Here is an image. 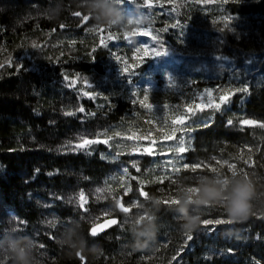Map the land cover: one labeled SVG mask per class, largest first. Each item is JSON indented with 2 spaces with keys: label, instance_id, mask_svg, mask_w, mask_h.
<instances>
[{
  "label": "trees",
  "instance_id": "trees-1",
  "mask_svg": "<svg viewBox=\"0 0 264 264\" xmlns=\"http://www.w3.org/2000/svg\"><path fill=\"white\" fill-rule=\"evenodd\" d=\"M57 3L62 11L50 17ZM78 5L0 0V237L6 227L31 236L45 264H154L161 256L165 264H264V0H122L127 13L146 17L126 27H97ZM97 120L135 143L104 146ZM83 136L90 142L68 152L69 139ZM233 171L253 184L248 216L184 232L171 202L178 189ZM28 192L40 198L36 210ZM10 207L18 222L6 216ZM149 209L155 242L133 250L129 221ZM199 215L226 221L216 203ZM110 217L117 224L91 234ZM71 221L100 252L78 256L58 245Z\"/></svg>",
  "mask_w": 264,
  "mask_h": 264
},
{
  "label": "clouds",
  "instance_id": "clouds-1",
  "mask_svg": "<svg viewBox=\"0 0 264 264\" xmlns=\"http://www.w3.org/2000/svg\"><path fill=\"white\" fill-rule=\"evenodd\" d=\"M122 0H79V7L83 8L97 27L141 25L146 22V17L138 12L127 13L121 6ZM62 5L57 3L47 10L50 17L59 16ZM189 189H195L190 192ZM193 193H198L195 198ZM254 188L251 180L238 174L231 177L201 176L196 181V186H181L178 189L176 200L184 232L196 230L201 221L199 207L209 203H216L223 207L227 223H236L245 219L251 210V200ZM160 204L157 197L151 198V209ZM151 209L145 211L140 217L129 221L132 237L128 247L133 250H147L155 242L156 225L155 216ZM60 247H66L76 255L84 252L98 253L101 251L98 244H88L78 221L69 222L57 238ZM37 242L27 235H17L14 228L4 230L0 237V264H45V254L37 251Z\"/></svg>",
  "mask_w": 264,
  "mask_h": 264
},
{
  "label": "bare ground",
  "instance_id": "bare-ground-1",
  "mask_svg": "<svg viewBox=\"0 0 264 264\" xmlns=\"http://www.w3.org/2000/svg\"><path fill=\"white\" fill-rule=\"evenodd\" d=\"M139 47L142 49V50H145L146 49V45L144 44V43H140L139 44ZM108 61L110 62V63H112V64H116L117 62H118V59H116V57H109L108 58ZM212 62H214V64L215 63H217V61L216 60H212ZM122 71H126V70H122ZM87 106L88 107H90V108H92L93 107V103H89V104H87ZM98 122V126H96V128L98 129V130H103V134L104 135H107L106 137L104 136V138H103V140H102V142H101V144H103L104 146H108V147H112V148H115V149H117V148H121V149H123V148H129V147H132V145L135 143L134 141H127L126 142V140L125 139H121V138H119V135L115 132V131H109L108 129H104L103 128V126H101V122L99 121V120H97ZM179 122V121H178ZM90 133H96V132H90ZM87 133H84L83 135H86ZM64 135H65V138H69L70 136H72L68 131L67 132H65L64 133ZM74 137H77V136H75V135H73ZM30 136H28V138H29ZM91 137V136H90ZM86 138H88V137H86V136H83V137H81V138H76V139H69V141H68V144H66V147H68V148H74V150H72V149H69V151L68 152H70V151H75V150H78V149H80L81 147H83L84 146V140L86 139ZM94 138H96V137H94ZM35 139H33V141H34ZM79 145V146H78ZM124 150V149H123ZM104 176V175H103ZM25 198L26 199H30L31 201V205H30V208H31V206H32V208L34 209V210H36V208L38 207V204H41L40 203V198L39 197H35V195L34 194H32V193H26L25 195ZM39 201V202H38ZM121 203V202H120ZM123 204V203H122ZM123 206H124V204H123ZM125 207V206H124ZM125 208H127L128 209V207H125ZM33 209H30L32 212H34L33 211ZM12 210H15V209H13V208H7V209H5V212H6V216L7 217H9V215L12 217V220L13 221H15V222H18L19 220H18V216L16 215V213H14V211H12ZM129 212V209H128V211L127 212H123V213H128ZM201 221H204V220H201ZM98 224V223H97ZM201 225H205V224H203V223H200ZM95 226H93L92 228H91V230L94 228ZM8 227H6L5 229H2V231H3V233H4V230H6ZM91 234H92V232H91ZM93 235V234H92ZM153 258H155V255H153L152 254V258L151 259H153ZM165 261H167V257L166 256H161V257H158L157 259H156V261L154 262V264H165Z\"/></svg>",
  "mask_w": 264,
  "mask_h": 264
},
{
  "label": "snow or ice",
  "instance_id": "snow-or-ice-1",
  "mask_svg": "<svg viewBox=\"0 0 264 264\" xmlns=\"http://www.w3.org/2000/svg\"><path fill=\"white\" fill-rule=\"evenodd\" d=\"M75 15H80L79 13H75ZM83 109H81V111H82ZM72 113L71 112H68V113H66V115H71ZM244 124H246V125H251V124H253L254 122L253 121H251V120H245L244 122H243ZM262 126H264V125H262ZM90 141H87V140H85L84 141V143H89ZM79 146V145H78ZM186 149H185V147L183 146V145H180V146H178L176 149H175V151H177L178 153H183L184 151H185ZM169 163H171V161L169 162ZM133 167H136V165L134 164L133 165ZM229 167H230V169H235V165L234 164H232V165H229ZM125 171V173H127V169H125L124 170ZM137 171H139V168H137ZM235 174H237L235 171H233V175H235ZM244 177H248V175H247V173H245L244 174ZM98 193L99 192H101L102 191V189H97L96 190ZM189 191L190 192H195L196 190L195 189H189ZM146 195V194H145ZM78 199H79V201H84V193L83 192H80L79 194H78ZM172 203H178V201L177 200H173V201H171ZM117 203L119 204V201H117ZM81 207H83V204L81 203V205H80ZM121 207H123L122 205H121ZM123 210L125 211V212H127L128 211V209L127 208H123ZM226 221H223V220H215V221H213V220H204V221H202V223L203 224H205V225H208V224H213V223H216V224H219V223H225ZM49 223H53L52 221H49ZM111 223H116V221L115 220H112L111 221ZM92 234L93 235H95L96 234V230H95V228H93L92 229ZM189 240H191L192 239V236L191 235H188V237H187ZM78 256H79V254H78ZM81 259H83L82 257H81Z\"/></svg>",
  "mask_w": 264,
  "mask_h": 264
},
{
  "label": "water",
  "instance_id": "water-1",
  "mask_svg": "<svg viewBox=\"0 0 264 264\" xmlns=\"http://www.w3.org/2000/svg\"><path fill=\"white\" fill-rule=\"evenodd\" d=\"M121 205L123 206L122 203L118 204V209L120 211L124 212L123 208H125V207L124 206L121 207ZM112 220H115L116 223H111ZM117 222H118V219L116 217H110V218L104 219L103 221H101L100 223L95 225V227H94L96 230L95 235H98V234H101L103 232L108 231L111 227H113L115 224H117ZM91 232H92V230H91Z\"/></svg>",
  "mask_w": 264,
  "mask_h": 264
}]
</instances>
